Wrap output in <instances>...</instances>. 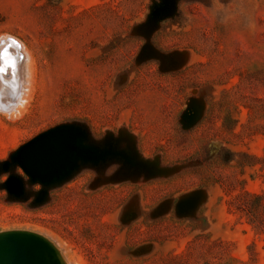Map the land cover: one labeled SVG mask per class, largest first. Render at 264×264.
<instances>
[{
  "label": "rangeland",
  "instance_id": "374dc122",
  "mask_svg": "<svg viewBox=\"0 0 264 264\" xmlns=\"http://www.w3.org/2000/svg\"><path fill=\"white\" fill-rule=\"evenodd\" d=\"M2 39L25 58L17 107L15 53L0 65V233L41 234L65 264H264V203L244 194L264 193V0H0ZM62 124L133 162L47 187L2 169Z\"/></svg>",
  "mask_w": 264,
  "mask_h": 264
},
{
  "label": "water",
  "instance_id": "95a60500",
  "mask_svg": "<svg viewBox=\"0 0 264 264\" xmlns=\"http://www.w3.org/2000/svg\"><path fill=\"white\" fill-rule=\"evenodd\" d=\"M87 137L86 129L78 124L53 127L21 145L2 169L19 165L32 183L47 187L69 177L81 163L101 165L113 159L133 162L132 155L116 145L100 147L89 143ZM4 187L12 197L25 194L24 180L17 174H10ZM0 264L63 263L56 246L43 235L13 230L0 233Z\"/></svg>",
  "mask_w": 264,
  "mask_h": 264
},
{
  "label": "bare ground",
  "instance_id": "6f19581e",
  "mask_svg": "<svg viewBox=\"0 0 264 264\" xmlns=\"http://www.w3.org/2000/svg\"><path fill=\"white\" fill-rule=\"evenodd\" d=\"M14 52L15 53V55H13V56H16L15 58H17L16 59V69H15V73L17 74V78L19 79V81H18V79H17V81H18V83H19V88H18V90L16 91V93H15V95H14V97H12L13 98V103L12 102H10L11 103V105L13 104V106H15V107H17V105H19L20 104V102H22L21 100L22 99H24L23 98V93H22V91H21V88H22V86L23 85H21L22 83L20 82V80H21V75H22V70H23V62H24V58H25V55L23 54V52L21 51V49H20V43L17 41V40H15V39H2L1 41H0V65H1V61H3L2 60V58L4 57V55L6 54V52ZM6 56H7V54H6ZM11 57V56H10ZM8 64V63H7ZM9 73V72H8ZM7 73V74H8ZM24 75V74H23ZM5 77H8V76H5ZM23 78V77H22ZM9 79V78H8ZM13 79V78H12ZM6 80H7V78H6ZM10 81H11V79H9ZM16 82V81H15ZM24 82V81H23ZM3 83V82H2ZM13 83V82H12ZM17 83V82H16ZM4 87V86H3ZM16 87H17V85H16ZM5 88H7V87H5ZM4 88V89H5ZM24 88V87H23ZM9 89V87L7 88V90ZM2 90V89H1ZM0 90V92H2ZM25 90V89H24ZM11 91V90H10ZM8 92V91H7ZM14 92V91H13ZM28 92V91H27ZM3 93H5V92H3ZM14 94V93H13ZM28 94V93H27ZM8 95H9V93H8ZM5 96V95H4ZM7 96V95H6ZM10 96V95H9ZM26 97V96H25ZM7 98H10V97H7ZM26 99V98H25ZM6 102H8V101H6ZM24 103V102H23ZM1 104V103H0ZM4 104H5V102H4ZM7 104V103H6ZM5 104V105H6ZM8 105V104H7ZM8 107V106H7ZM7 107H5V108H7ZM2 107H0V109H1ZM10 108V107H9ZM9 108H8V110H9ZM12 108V107H11ZM1 110H3L4 111V109H1ZM13 112V111H12ZM9 113V112H8ZM14 113V112H13ZM57 251H58V249H57ZM58 253H59V251H58ZM59 255H60V253H59ZM60 258H61V260H62V263L63 264H65V262H64V259L62 258V256L60 255Z\"/></svg>",
  "mask_w": 264,
  "mask_h": 264
},
{
  "label": "trees",
  "instance_id": "16d2710c",
  "mask_svg": "<svg viewBox=\"0 0 264 264\" xmlns=\"http://www.w3.org/2000/svg\"><path fill=\"white\" fill-rule=\"evenodd\" d=\"M223 155V152L220 153L218 155V158H220ZM245 157H249L247 155H244ZM231 158H233V154H228L227 158L228 160H231ZM251 159V157H249ZM247 163H251V162H247ZM246 197H250L254 200V205L256 206V208L260 205H262V203H264V193L261 194H253L250 192H244ZM251 212H248V216L251 217L254 214H250ZM247 214V213H246ZM250 223L252 224H264V212L261 213L257 218H250ZM257 230L259 232H264V227L258 226Z\"/></svg>",
  "mask_w": 264,
  "mask_h": 264
}]
</instances>
